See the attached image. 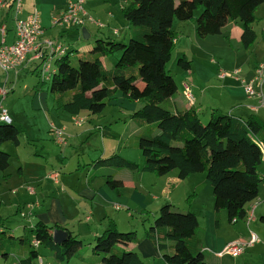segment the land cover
Wrapping results in <instances>:
<instances>
[{
	"label": "trees",
	"instance_id": "1",
	"mask_svg": "<svg viewBox=\"0 0 264 264\" xmlns=\"http://www.w3.org/2000/svg\"><path fill=\"white\" fill-rule=\"evenodd\" d=\"M261 5L264 0H123L122 17L132 27L128 43L95 40L89 53L75 62L68 53L56 59L48 90L57 108L72 117L81 112L101 114L116 93L129 103L140 104L132 120L137 128L135 143L142 166L139 168L116 154L98 160L97 165L156 177L176 171L179 180L203 174L213 189L215 215L224 211L229 224L244 221L246 207L257 198L262 182L259 167L263 162L258 144L264 146V123L254 116L242 120L213 113L203 124L192 109L173 112L169 100L177 87L165 67L174 50V20L193 21L195 33L201 39L218 36L228 24L237 21L242 29L241 46L247 50L256 38L253 24ZM196 12L199 14L195 17ZM114 54L120 56L114 68L106 70L101 59ZM176 66L188 72L191 63L182 57ZM19 135L12 123L0 124V172L8 169L10 158L1 150L2 145L11 143L18 147ZM101 135L119 137L107 130H102ZM106 178L108 187L118 191L121 182L112 176ZM259 222L264 243V216H260ZM55 229L65 230L37 222L18 238L2 232L6 235L0 239V257L6 259L11 251L24 250L27 257L19 259L18 264H32L39 257L37 249L43 247L53 253L58 263L75 257L92 264H142L137 253L126 250L127 245L138 244L141 239L133 231L120 232L112 221L91 242V258L87 259L79 253L82 241L68 230L67 240L54 244ZM198 229L192 213L165 204L142 238L153 245L164 264H206ZM34 240L38 242L37 248L32 245Z\"/></svg>",
	"mask_w": 264,
	"mask_h": 264
},
{
	"label": "crops",
	"instance_id": "2",
	"mask_svg": "<svg viewBox=\"0 0 264 264\" xmlns=\"http://www.w3.org/2000/svg\"><path fill=\"white\" fill-rule=\"evenodd\" d=\"M66 1L68 2V0H32L31 3L29 4L27 0L25 1L23 8V0H22V11L18 17L24 19L33 10H36L39 14V12H42L43 9H48L51 12L48 16H46L44 13L39 14L40 25L43 29L42 37L45 39H50V38L55 39L54 37L58 36V38L62 39L65 36H69L71 34L70 31L76 30L75 28L71 29L67 27H63V28L51 27L53 18L59 16L64 12L67 4ZM121 7L122 5L120 6V16L122 20L125 22L126 27L130 26L122 17ZM263 8L264 5H261L255 12L256 21L262 22L260 24V22L256 23L255 21L256 25L261 26L259 30L260 33L259 35H257L256 31L254 30L256 34L255 41L247 50L243 49L241 46L240 36L242 29H241V24L237 21L228 24L224 28L222 34L218 36H209L204 39L197 37L195 33V24L193 21L179 22L174 20L172 22V30L176 34L174 48L178 49V51L180 52H183L182 57H184L185 59L187 58L186 50L188 48L197 46L199 52H201L203 51L201 47H206L207 51L218 55L219 60L223 65H224L223 61L225 60L226 63L232 64L231 67L233 68L232 69L233 71L234 70L240 71L237 77L233 76L231 73L229 76L227 75L225 78L220 79L219 74L221 72H224L226 70H231V69H227L228 66L225 67L224 65L222 67V70L224 71L220 70L219 68V70H217L215 73L214 77L216 81L219 82V85H216V83H213L211 81V78L208 74L205 75L203 74V76L195 75L193 71V63L188 72L179 70L180 72H177V77L181 82L180 86L181 88H183V92L185 86L190 89L192 95L194 96L195 104L194 106L189 107L182 96L183 94L179 96L178 87L176 85L177 92L169 100V104L173 112L192 109L199 117V114L201 112L207 111V117H206L207 119H209L210 115L213 113H219L221 115H227L242 120H245L250 116H254L258 120L264 123V101H263V106H260L255 99L247 98L244 94L242 84L240 81L243 80L244 82H248L252 78L256 66L260 62L264 61V15L263 17H260L259 15V11ZM85 11L88 13V16L91 17L94 21H98L101 24H103V28L98 29L95 25L89 22H87L84 26L89 25V27H92L94 29V33L100 35V40L112 41L111 35H114V32L117 31L115 28H112V24L116 23V18L114 17L113 13H111L110 10H107L102 14H98L97 12H95L93 8L85 9ZM12 12L13 10L11 6H8L5 10L0 12V23L3 22L7 26V36H6L7 44L12 43L14 39L13 21H11L13 16ZM48 29L54 31V34L53 32L51 33V31H49ZM86 32L90 38L89 32L87 30ZM130 32H131V28L129 34ZM116 35L119 36L118 31ZM118 39L121 40L122 37L120 36ZM232 42H234L235 45H232ZM199 43H203V44H199ZM225 53L227 54V56ZM70 58L73 57L70 55ZM241 59L243 62H241ZM104 60L105 59L103 58L101 59V63L103 67H104ZM214 62H215L214 60L213 61L210 60V63H214ZM240 63L242 64V67ZM37 65L38 64L36 62L29 61V57H27V62L24 68L21 69L20 71L22 70L29 71V73H33V74L37 73L35 71ZM52 70L53 71L56 70L55 64H53ZM107 106L114 107L115 110L118 111L117 118H121L120 122L123 123L121 125L122 131H111L109 127L107 126L105 127L104 125L103 126L101 125L103 121H99V120L97 121V119L99 118H104L103 113L106 110ZM107 106L105 107L103 112L99 115H91L88 112H81L79 115H77L80 117L83 116L85 119H81V120H83L86 123L85 125H91V127L82 126L80 129H78V131L72 130V132L71 133L69 132V135L67 136L68 139L75 140L87 136H94L95 138L94 139L91 138V140H97L101 138L102 141L114 140L115 143H120V144H123V142L127 139H131V138L135 139L137 134V128L132 120V116L137 110L140 109L141 107L140 104L129 103L125 101L120 96V94L116 93L113 100L110 101ZM77 116L72 118L75 119ZM95 121L97 123H93ZM117 127H120V125H117ZM102 130H107L108 132L115 133L119 137L118 139H113L111 137H102L101 135ZM64 137L66 141L67 138L65 135ZM64 146H66V144ZM108 149L109 150L115 149V146L111 145ZM115 150L117 151H111L113 153H111L108 156L103 155V154H107V152L102 153L101 155H99L100 157H97L95 160H92L91 163H88L87 165L80 166L77 163V167L75 169V172L73 173L72 171L68 170L67 171L68 173L64 174L63 173L64 169L59 171V169H56L57 166H55L54 167L55 169H51L50 171L45 168H38L40 169L37 170L38 173L26 175L24 166L18 167L16 173L18 174L20 179L22 178V180L20 183L19 190L14 192L13 194L14 196L18 195L17 198L9 202L11 205L10 206L11 210L14 209V207L17 204L15 213L16 215L21 213L20 210L21 204L19 203V200L25 201L24 199H22V197L25 196V194L26 196L32 198L36 197L34 200H31L32 204L30 205V206L32 205L38 206V208H35L36 211L34 213V218H36L35 219L36 222L34 221L35 223L41 222L49 227H53L55 225L59 226L65 230H68L73 236H75L77 239L81 241L88 240L92 242L96 236H98L102 231L106 229L108 222L112 221L120 232L133 231L135 232L137 238L141 239L138 244L127 245L126 247L127 251H133L137 253L138 256L141 258V260H143L144 258L146 259L150 258L158 261L159 258L161 259V256L147 239L142 238L144 235L143 233L144 231H142L141 235H138L137 231L135 229H132L133 227H128V229L126 230L124 229L121 230V228L119 227L118 218L111 217L110 215L101 217V221H99V224L97 226H93L94 224L91 223L94 210H96L93 209V207H95V202H97L98 204L97 207L99 209H101L100 205H102V207L107 206L108 205L107 201L116 202L114 201L115 197L121 196L122 191H125V188L132 186L129 183L136 174L138 173H141L142 175L149 174V173H142L140 171H137L136 173H131L126 169L107 168L104 166L97 165L98 160L107 159L114 154L119 155L120 157H122L123 159L129 162L135 163L133 161L128 160L126 157L120 155L121 153H119L120 152L119 146L116 147ZM142 163L141 165H138L137 163L139 168L142 166ZM88 168H90L91 171L87 170ZM85 170H87V174H86L87 179L85 182V186L80 184L79 187L77 188L72 185L71 181L68 182L65 180L67 177L65 175H69L70 173L71 175L69 176H73L78 173L85 172ZM53 175H56V180H53L52 178ZM259 175L262 179V182L259 185L258 196L253 201L255 202L254 204H256L253 211L254 219L252 222H250L249 227L246 226L244 221L235 222L231 224V225L239 224V226L237 227L239 231L233 229V232L230 234L229 238L220 234L221 227L224 224L226 225V223L228 222L227 216L224 211L219 212L218 216L215 215L214 207H213L214 206L213 189L211 188V186L209 185L203 174H196L189 176L184 180H179L177 178V172L172 171L166 176L155 178L154 188L157 191H159L160 194L165 197V199H167L166 201H164L165 202L164 204H170L172 207L176 208L178 211L183 213H187V212L192 213L197 218L198 226H199V229L197 231V237L201 239L203 245V251L206 256L205 261L208 260L206 264L209 263L228 264L224 262L225 256L224 257L218 256V254L222 251L223 247L228 243L238 241L247 244L249 242L250 235L254 234L257 236L258 242L253 244L252 246H247L248 248L246 247V249H250L251 251L249 253L250 255L249 257H251L252 253L256 251V247L258 246L260 247V245L264 247V243L262 241L263 226L259 222L260 216H264V163L259 167ZM106 176H112L113 180L121 182V187L118 189V191H115L117 196L113 193L110 194L108 192H104V195L100 193L102 190L106 191L104 189H107L108 187ZM149 177L150 176H146V178ZM60 179H62L61 182ZM51 180H53L54 182ZM95 181L98 182V186L96 187H94L93 185ZM50 185H52L51 187L54 186L55 190H57L58 188L59 190L56 191L54 195H52L51 204L49 206H46L44 203V198L42 196H48L51 191L46 192L43 190L45 188H43L41 189L40 194H38L37 190L44 186L46 188H50ZM70 185L74 189H71V187H69ZM32 186H36L37 190L34 191L32 189ZM50 189L53 190L52 188ZM28 190H32V192H29ZM20 191L23 192L20 193ZM148 193H150V191ZM72 195L74 196L72 197ZM253 202L248 204L246 208H248L249 206H253L254 205ZM23 204L26 205L27 203L26 204L23 203ZM81 204L84 208H89L87 209L88 211L83 216V222L86 224L87 230L82 231L81 228L78 227L77 231L75 232L73 231L74 229L71 228L73 224L76 225L78 223L76 221V217L79 215L78 209L81 208L80 207ZM151 204L152 206H156L153 207L155 209L152 210L153 211L156 210L158 212L161 206L159 204L161 203H159V201L155 198V196H151ZM30 206H28L29 209H31ZM149 213H150L149 211L144 212L145 215H149ZM216 217L218 218L217 224L215 223L217 219ZM201 221L203 222V228H201L202 226ZM4 222H5L4 219L0 216V239L3 238L1 236L6 235V234H2V232L4 233V231H6L10 236L15 238H18L23 235V234H18L19 236L16 237L14 234L16 230L12 231L8 227H5ZM35 223H33V225ZM24 230L25 229H23V232ZM240 232H246V234L242 235V233ZM85 235L86 237H82ZM37 251L39 252V250ZM9 255H11L9 258L12 259V262L11 263L9 262L8 264H18L19 259H25L27 257V253L24 250H19V249H15L9 252ZM89 257L90 254L88 253H84V255H82L83 259H87ZM6 260L7 258L5 259V261ZM6 262L4 264H6ZM243 264H248V263H243Z\"/></svg>",
	"mask_w": 264,
	"mask_h": 264
},
{
	"label": "rangeland",
	"instance_id": "3",
	"mask_svg": "<svg viewBox=\"0 0 264 264\" xmlns=\"http://www.w3.org/2000/svg\"><path fill=\"white\" fill-rule=\"evenodd\" d=\"M25 1L27 0H23V8ZM31 1L32 0H28V3L30 4ZM122 1L123 0H85L83 7L84 9L93 8L98 14H102L103 12L110 10L116 18V23L112 24V28H115L119 33V36L111 35V40L121 43L124 42V44H126L129 41V31L130 28L132 30V27H126L125 22L120 16V6L123 3ZM40 13H44L46 16H48L51 12L48 9H43V11L39 12V14ZM198 14L199 12H196L195 17L198 16ZM259 15L260 17H263L264 8L259 11ZM259 22L260 24L262 23L261 21H256V23ZM256 23L253 24V27L257 35H259L261 26L256 25ZM82 29H86L89 32L90 38L88 40H83L80 30L70 31L71 34L69 36H65L62 39L58 38V36L54 37L55 44L61 45L66 50V52L73 57L71 59L74 62L79 57H83L89 53V51L94 46L95 40H100V35L95 34L94 29L92 27H89V25L84 26ZM48 30L51 31V33L53 32L54 34V31H52L51 29ZM120 36L122 37L121 40L118 39ZM50 40L53 39L50 38ZM232 45H235V43L232 42ZM201 49L203 51L199 52L198 47L194 46L186 50V59L189 62L191 61V66L193 63V71L195 75L203 76V74H208L211 78V81L213 83H216V85H219V82H217L214 77L216 71L219 70V68L220 70H222V67L224 65L225 67L228 66L227 69L231 70H222L227 73L228 76L235 71L232 70L233 68L231 67V63H226V61L224 60L223 65L219 60L218 55L210 53L206 50V47H201ZM182 54L183 52H180L178 51V49L174 48L170 57V61L165 67L167 74L173 78L175 84L178 87L179 96L183 94V88H181V82L177 77V72H180L181 70L176 66V62L179 58H182ZM119 56V54H114L103 58L105 59L104 68L106 70L113 69ZM210 60H214L215 62L210 63ZM241 62H243L242 59ZM240 65L242 67L241 63ZM4 85L12 88L13 91L7 95L5 100L2 102V106L8 111V114L10 115L12 121V125L18 129L20 135L18 139V147H14L11 143H5L1 147V150L4 153L8 154L10 158L8 169L4 172H0V216L5 221V227H8L12 231L16 230V232H14L16 237L19 236L18 234H23V229H30L33 223L36 222L34 213L36 211L35 208H38V206H30L32 204L31 200H34L36 197L32 198L26 196V194L22 197V199H24L25 201L19 200V203L21 204V213L17 215L15 213L17 204L14 209L11 210L10 208L11 205L9 202L17 198L18 195L14 196L13 194L14 192L19 190L22 180V178L20 179V177L16 173L18 167L24 166L26 175L38 173L37 170H40L38 168H45L50 171L51 169H55V166H57L56 169H59V171L64 169V174H67L68 170L72 171L73 173L75 172L77 163L80 166L87 165L88 163H91L92 160L100 157L99 155H101L102 153L107 152V154L103 155L108 156L113 153L111 151H117L115 149L118 146L121 156L126 157L128 160L133 161L136 164L138 163V165H141V153L136 147L134 138L125 140L123 144L115 143L114 140L102 141L101 138L97 140H91V138H95L94 136H87L75 140L68 139L67 136L69 135V132H72V130L78 131V129H80L82 126L91 127V125H85L86 123L84 121L80 125H75L74 120L85 118L83 116H77L74 119L72 118V116L58 110L55 106L53 97L48 90V81H45V83L42 84V81L38 78L36 73L33 74L29 73V71L22 70L17 72L16 74L9 73L6 77V75L0 72V88ZM139 86L141 87V85ZM262 92L264 94V81L262 84ZM117 112L118 111L115 110L114 107L107 106L106 110L103 113L104 118H99L97 119V121H103L101 125L109 127L111 131H122L121 125L123 123L120 122L121 118H117ZM206 117L207 111L201 112L199 114V118L203 124H205L208 120ZM93 123L97 122L95 121ZM50 125H53L56 128H64V133L67 138L66 146L58 147L54 144L53 137L50 132ZM117 125H120V127H117ZM111 145H114L115 149L109 150L108 148ZM87 170H90V168H88ZM87 170L73 176H69L71 175L69 173V175H65L67 176L65 180L68 182L71 181L72 185L77 188L80 184L85 186V182L87 179ZM146 176L150 177L146 178ZM155 178L159 177H156L153 174H136L129 183L132 186L125 188V191H122L121 196H117L115 191L110 190L106 186L107 189H104L106 191L102 190L100 193L102 195H104V192L115 194L117 197H115L114 201L116 202L107 201L108 205L105 207H102V205H100L101 209L97 207L98 204L97 202H95V207H93V209L96 210H94L91 221V223L94 224L93 226H97L99 224V221H101V217L110 215L111 217L118 218L119 227L121 228V230H126L128 229V227H133L132 229H135L138 235H141L142 231L152 225L154 219L157 217L158 212L156 210H152L155 209L153 207L156 206H152L151 196H155L159 203H161L159 204L161 206L165 205L164 201L167 200L160 194L159 191L154 188ZM61 180L62 179H60V182ZM93 185L94 187L98 186V182L95 181ZM51 186L52 185H50V188H52L53 190H51L50 188H46L45 186L37 190L36 186H32V189L34 191L37 190L38 194H40V191L43 188H45L43 190L46 192L51 191L48 196H42L44 198V203L46 206H49L51 204L52 195H54L55 192L59 190V188L55 190L54 186ZM69 187H71V189H74L71 185ZM149 191L150 193H148ZM22 192L23 191H20V193ZM73 196L74 195H72V197ZM23 203L27 204L24 205ZM254 203L255 202H253V204ZM28 206H30L31 209H29ZM114 206H118L120 209L115 210ZM253 206H256V204H254ZM80 207L81 208L78 209L79 215L77 214L78 216L76 217V221L78 223L76 225L73 224L71 228L74 229L73 231L75 232L77 231L78 227H80L82 231L87 230L86 224L83 222V216L89 208H84L82 204L80 205ZM145 211H149V215H145ZM21 214L23 218L21 217ZM201 225V228H203L202 221ZM223 226L221 227L220 234L228 238L233 232V229L239 231V229L237 228L239 224L231 225L227 222L226 225L224 224ZM246 226L249 227L250 223L246 224ZM240 233H242V235L246 234V232ZM82 237H86V235ZM245 249L246 248H244L245 253H243L240 257L233 258L230 256H225L224 262L228 264H264V247H262V245H260V247H256V251L252 253L251 257H249V253L251 252L250 249ZM37 250H39L38 258H40V260L42 261L41 264H92L90 261L84 263L79 262V260L75 257L72 258L69 262L58 263L54 260L53 253L48 249L42 247ZM90 250L91 241L83 240L82 247L79 253L81 255H84V253L91 254ZM10 256L11 255L7 257V262L5 261V259L0 258V264H4L5 262L6 264H8L9 262L11 263L12 259L9 258ZM38 258L33 262V264H39ZM160 262L162 263V260L160 258L158 261L150 258H144L142 260V264H161Z\"/></svg>",
	"mask_w": 264,
	"mask_h": 264
},
{
	"label": "built area",
	"instance_id": "4",
	"mask_svg": "<svg viewBox=\"0 0 264 264\" xmlns=\"http://www.w3.org/2000/svg\"><path fill=\"white\" fill-rule=\"evenodd\" d=\"M85 0H69L66 4V8L62 14L53 18L51 27L52 28H75L81 30L84 25L89 22L95 25L98 29L103 28V25L94 21L88 16L83 5ZM8 6H11L13 10V42L7 44V26L5 23H0V72L4 75L9 73L16 74L24 68L27 57L29 61L36 62V74L42 81H48L53 74L52 66L56 59L61 58L67 54L66 50L61 45H56L53 40L45 39L42 37L43 29L40 25L39 14L36 10H33L24 19L19 18V14L22 11V0H0V12L5 10ZM117 31L114 32V35ZM34 71V72H35ZM240 71L235 70L232 75L237 77ZM228 74L221 72L219 78L223 79ZM244 94L247 98L255 99L260 106H263L264 94L262 92V84L264 81V61L259 63L254 72L252 78L248 82L240 80ZM12 92V88L8 86H2L0 88V124L10 125L12 123L11 118L5 108L2 106V102L5 100L7 95ZM183 98L185 99L189 107L194 106L195 99L190 89L185 86L183 92ZM83 120H74L75 125H80ZM50 132L53 137L55 145L62 147L66 144L64 128H56L50 125ZM262 153V162L264 163V146L258 144ZM53 180H56V175L52 176ZM32 192V190H28ZM255 206H249L246 208V217L244 222L249 224L253 221V211ZM115 210H119L118 206H114ZM257 236L251 234L249 242L247 244L238 241L226 244L222 251L218 254L219 257L230 256L233 258L239 257L244 253V248L252 246L257 243ZM32 245L34 248L38 247V242L33 241ZM38 263L41 264V260L38 259Z\"/></svg>",
	"mask_w": 264,
	"mask_h": 264
},
{
	"label": "water",
	"instance_id": "5",
	"mask_svg": "<svg viewBox=\"0 0 264 264\" xmlns=\"http://www.w3.org/2000/svg\"><path fill=\"white\" fill-rule=\"evenodd\" d=\"M81 36L83 40H88L89 36L85 29L80 30ZM68 238V233L65 230L62 229H55L52 232V241L56 245L62 244L64 241H66Z\"/></svg>",
	"mask_w": 264,
	"mask_h": 264
}]
</instances>
